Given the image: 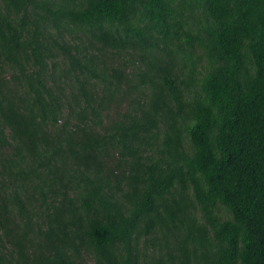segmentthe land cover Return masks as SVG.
<instances>
[{
    "label": "trees",
    "instance_id": "trees-1",
    "mask_svg": "<svg viewBox=\"0 0 264 264\" xmlns=\"http://www.w3.org/2000/svg\"><path fill=\"white\" fill-rule=\"evenodd\" d=\"M0 264H264V0H0Z\"/></svg>",
    "mask_w": 264,
    "mask_h": 264
},
{
    "label": "rangeland",
    "instance_id": "rangeland-1",
    "mask_svg": "<svg viewBox=\"0 0 264 264\" xmlns=\"http://www.w3.org/2000/svg\"><path fill=\"white\" fill-rule=\"evenodd\" d=\"M220 215L222 218H224L226 216L222 211H220Z\"/></svg>",
    "mask_w": 264,
    "mask_h": 264
}]
</instances>
